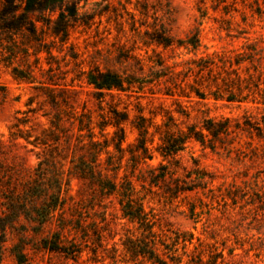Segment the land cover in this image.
Segmentation results:
<instances>
[{"label":"rangeland","instance_id":"rangeland-1","mask_svg":"<svg viewBox=\"0 0 264 264\" xmlns=\"http://www.w3.org/2000/svg\"><path fill=\"white\" fill-rule=\"evenodd\" d=\"M65 5L76 6L78 16L70 19L69 37L62 53L53 51L55 73L63 84L75 79L74 85L80 92L74 102L79 111L84 107L95 123L108 120L114 108L129 113L130 119L124 124L126 152L118 182L124 175L134 180L140 196L145 197L146 211L157 222L155 230L159 238L171 244L176 240V233L181 234V240L192 235L194 239L187 246L189 256L184 257L185 263L191 258L200 262L202 258V263L197 264H210V260L219 258L217 264H264V139L259 138L255 130L261 128L264 136V105L261 104L264 98V0H66ZM38 26L49 33L42 23ZM196 32L201 39L197 53L178 46V42ZM162 36L172 42L170 47L158 44ZM50 41L53 38L48 39ZM244 50L250 52L248 58L253 60L238 70V74L249 79L248 84H243L247 88L242 95L244 101H215L211 94L224 91L223 81H230V76L234 78L228 62ZM196 55L214 57L217 66L204 74L188 71L187 62ZM41 57L47 68L46 54ZM158 62L170 67L165 73L170 74V80L149 85L142 93L114 92L113 97L106 95L101 99L98 91L78 80L100 70L125 78L133 76L148 83L151 81L146 76L151 75ZM36 72V78L41 80L40 72ZM35 85L16 80L11 68L0 61V138L6 142L7 154L4 166L23 169L29 176L42 149L23 139L11 142L10 128L17 123V118L24 116L18 113L28 110L26 105L30 98L35 97L32 108L40 106L43 99L37 97L39 92ZM164 92H171L173 96ZM44 108L21 128L33 129L34 136L40 134L48 124L42 117L47 107ZM141 115L152 119L151 132L168 122L169 117L179 126L173 128L175 131H187L188 126L200 130L203 122L210 119L230 120L233 128L252 129L233 133L224 141V147L216 151L204 149L194 141L188 143L175 161L170 160L177 166L176 177L183 178L197 163L214 176L215 181L209 186L210 191L187 192L169 202L164 199L162 190L144 183L150 167L163 161L156 152L160 143L158 135L153 145H149L153 161L141 162L138 167L131 161L129 150L138 137L133 122ZM66 126L77 128L76 125L70 127L69 123ZM117 157L115 153L108 168L115 169ZM101 158V168H107L106 155ZM70 166L68 161L66 169ZM24 180V177L21 181L19 178L16 182L9 180L7 185L17 181L22 184ZM139 180L143 181L139 183ZM72 186L75 197L63 216L69 226L63 236L67 241L82 245L85 250L82 257L75 261L41 249V240L59 229V222L53 221L40 236L31 231L22 235L24 228L17 225L0 250V264H135L129 260L124 244L141 238V231L121 219L118 198H97L94 190L76 179ZM79 189L82 191L77 196ZM192 208H195L194 213ZM101 234L105 250L101 249ZM23 239L30 247L25 249L21 259L15 256L21 250L15 245ZM114 247L117 262L108 258L113 256Z\"/></svg>","mask_w":264,"mask_h":264},{"label":"trees","instance_id":"trees-1","mask_svg":"<svg viewBox=\"0 0 264 264\" xmlns=\"http://www.w3.org/2000/svg\"><path fill=\"white\" fill-rule=\"evenodd\" d=\"M65 1L0 0V61L11 68L16 80L36 84L35 90L39 92L37 97L43 99L39 107L32 108L35 97L30 98L26 105L28 110L19 112L18 114L24 116L17 118V123L10 128L11 142L23 139L27 144L42 149V152L37 154L38 163L30 176L23 169L4 166L7 157L6 142L0 138V199L3 201L0 204V210L3 211L0 215V250L9 232H12L17 225L21 224L24 228L22 235L29 234L31 231L34 235L40 236L48 224L57 221L60 225L59 229L41 240V249L61 254L68 259L79 260L85 251L82 245L67 241L63 236L69 227L63 216L69 207V202L74 200L72 181L76 179L87 184L90 190H94L97 198L105 200L116 196L121 207V219L137 226V229L141 231V238L130 239L129 244H124L130 261L135 264L202 263V258L200 262H195L191 258L185 263L184 257L189 256L187 246L191 245L194 239L192 235L181 240V234L176 233V240H173L171 244L160 239L155 230L157 222L151 213L146 211L145 197L140 196L134 180L124 175L120 178L121 182H118L126 152L123 147L126 141L124 124L130 119L129 113L114 108L110 111L108 120L95 123L86 109L83 107L79 111L74 102V97L80 92L74 85L75 79L70 84H63L58 80L52 63V60L56 58L53 51L56 49L62 53L63 46L69 37L70 19L78 16V8L66 6ZM40 23L48 27L49 33L39 28ZM51 38L53 41L48 42ZM160 39L158 44L164 47L172 45V42L165 40L163 36ZM56 40L60 44L58 48H56ZM178 46L197 53L201 49L199 32L178 42ZM43 53L47 56V68L42 63ZM249 54V51L244 50L228 62L234 78L230 76V81H223L224 91L211 94L215 101L229 103L244 101L245 98L242 95L247 88L243 84L244 82L248 84L249 79L238 74V70L247 63L253 62L248 58ZM31 57L34 58L33 61ZM222 63L226 67V63ZM187 65V70L197 75L210 72L217 63L214 57L196 55V58L189 60ZM36 70L40 72L41 80L36 78ZM168 70L170 67L159 62L155 63L151 75L146 76L151 81L148 83L133 76L125 78L118 73L100 70L94 74L89 73L85 79L81 77L78 80H83L88 86L93 87L102 99L106 95L113 97L114 92L142 93L149 85L169 81L170 74H165ZM170 93L164 92V95L173 96ZM196 93L201 99H205L198 92ZM261 104L264 105V98ZM44 107L47 109L42 117L47 119L48 124L42 128L40 134L34 136L33 129L23 130L21 126L28 125L41 109H45ZM67 123L70 127L76 125L77 128L69 129L66 126ZM133 127L137 130L138 137L129 152L135 167H138L141 162L154 160L149 145H153L158 135L160 143L156 147V152L163 161L157 166L150 167L144 183L162 190L164 199L169 202H174L187 192L210 191L209 186L215 181L214 176L197 163L195 168L187 171L183 178L176 177L177 166L170 163V160L175 161L176 156L187 148L188 143L194 141L204 149L216 151L224 147V141L233 133L252 129L233 128L230 120L216 122L210 119L203 122L200 130L195 126H188L187 131L179 129L175 131L173 128H179V126L173 117H169L168 122L151 132V128L154 127L152 119L142 115L133 122ZM110 128L113 129L112 133L108 132ZM255 130L256 135L264 139L263 130L261 128ZM73 137L75 141H72ZM115 153L118 154L116 167L108 168L109 163L114 160ZM103 155H106L107 168H101ZM68 161L71 166L66 169ZM23 177L25 180L21 184L19 181ZM16 178H19L17 183L7 185L9 180L14 182ZM140 181L143 180H139V183ZM81 191L79 189L76 195H80ZM191 211L194 213L195 208ZM24 241L23 239L15 245L17 249H21L15 256L21 259L25 256V249L30 247ZM103 243L101 234V249L105 250ZM180 245H182L181 248ZM113 252V256L108 258L117 262L115 247ZM218 259L210 260L209 263L217 264Z\"/></svg>","mask_w":264,"mask_h":264}]
</instances>
